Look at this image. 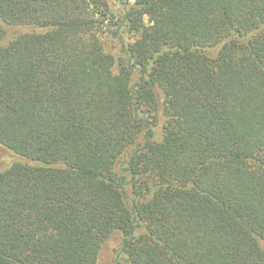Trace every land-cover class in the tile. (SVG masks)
<instances>
[{"label": "trees", "instance_id": "1", "mask_svg": "<svg viewBox=\"0 0 264 264\" xmlns=\"http://www.w3.org/2000/svg\"><path fill=\"white\" fill-rule=\"evenodd\" d=\"M0 264H264V0H0Z\"/></svg>", "mask_w": 264, "mask_h": 264}, {"label": "rangeland", "instance_id": "2", "mask_svg": "<svg viewBox=\"0 0 264 264\" xmlns=\"http://www.w3.org/2000/svg\"><path fill=\"white\" fill-rule=\"evenodd\" d=\"M149 28V24L148 21L146 20V30H148ZM134 38L133 37H129V36H125V42L126 44H130L131 42H133Z\"/></svg>", "mask_w": 264, "mask_h": 264}]
</instances>
